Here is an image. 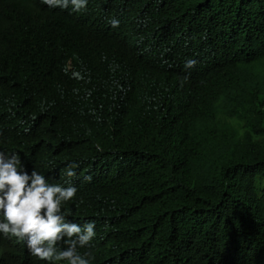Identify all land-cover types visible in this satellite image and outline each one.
Returning a JSON list of instances; mask_svg holds the SVG:
<instances>
[{"label":"trees","instance_id":"16d2710c","mask_svg":"<svg viewBox=\"0 0 264 264\" xmlns=\"http://www.w3.org/2000/svg\"><path fill=\"white\" fill-rule=\"evenodd\" d=\"M0 152L77 189L90 264H264V0H0Z\"/></svg>","mask_w":264,"mask_h":264},{"label":"clouds","instance_id":"9594fccd","mask_svg":"<svg viewBox=\"0 0 264 264\" xmlns=\"http://www.w3.org/2000/svg\"><path fill=\"white\" fill-rule=\"evenodd\" d=\"M50 8L67 9L80 12L88 0H42ZM113 28L119 21H109ZM197 61L187 59L185 69L195 67ZM188 76L181 81L187 82ZM79 165L71 163L64 169V176L71 181L76 176ZM91 180V176L86 177ZM77 189L50 184L45 176L33 170L28 173L19 157L13 153L6 157L0 152V233L26 241L30 254L41 261H66L67 264H90L94 259L91 252L92 241L96 235L95 223L83 226L67 221L63 205L71 201ZM80 249H86L81 253Z\"/></svg>","mask_w":264,"mask_h":264}]
</instances>
